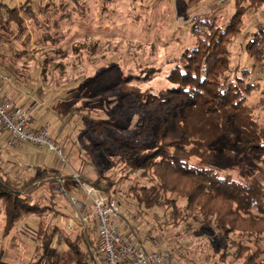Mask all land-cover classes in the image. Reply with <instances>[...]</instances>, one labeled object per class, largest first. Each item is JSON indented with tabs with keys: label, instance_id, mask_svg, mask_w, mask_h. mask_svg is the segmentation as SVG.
Segmentation results:
<instances>
[{
	"label": "rangeland",
	"instance_id": "rangeland-1",
	"mask_svg": "<svg viewBox=\"0 0 264 264\" xmlns=\"http://www.w3.org/2000/svg\"><path fill=\"white\" fill-rule=\"evenodd\" d=\"M25 1L15 0L14 3L18 6ZM34 1L43 11L36 16L37 20L27 16L24 9L19 11L26 25V32L19 40L6 36L0 29V51L5 58L2 63L6 65L0 73L37 100L43 102L41 97L44 96L45 105L63 110L64 144H76V148L71 150L73 164L68 160L69 149L64 148L66 161L57 157L55 165L71 175L83 176L91 186L102 176L101 187L109 186L113 190L112 196L120 207L121 215L116 219L122 232L137 240L146 238L148 249L157 243L161 249L171 251L170 264H242L234 257L221 261L223 237L213 226L202 222L203 218L197 223L191 219L179 223L171 216V210H148L139 205L131 188L150 185L141 172L126 179L121 166L99 174L112 158L115 144L126 140L127 144L148 146L156 131L148 124L153 115L144 113L139 103L123 91L158 93L171 88L168 73L184 50L195 45V23L206 18L218 27H225L236 11L235 0L223 4H219V0ZM245 8L241 31L229 46L230 62L232 70L237 67L249 70L248 81L260 86L249 97V105L257 107L254 117L263 125L264 66L251 58L245 47L258 26H264V3L246 2ZM38 50L48 52L50 57L45 77L41 74L42 57ZM145 75L146 79L142 78ZM53 116L60 117L56 113ZM107 119L112 125L100 130L99 121ZM105 143L111 146L101 145ZM225 144L215 146L223 172L238 180L252 176L258 163H246L241 156L225 157ZM168 196L176 199L181 209L185 208L183 199ZM58 197L63 205L66 203L65 211L69 213L65 214L75 217V213L69 211L73 209L70 198L64 194ZM87 204L90 210L88 201ZM3 218L0 215V264H30L39 257L36 237L40 219L24 221L9 237H3ZM66 218H54L61 233L51 249L40 250L41 254H47L42 264H75L73 252L64 240L68 237L74 240L84 226L80 221L70 222ZM88 221L91 227V215ZM260 236L259 243L238 234H234L232 240L241 241L253 250L258 247L264 250V234ZM14 237L16 240L12 239Z\"/></svg>",
	"mask_w": 264,
	"mask_h": 264
},
{
	"label": "trees",
	"instance_id": "trees-1",
	"mask_svg": "<svg viewBox=\"0 0 264 264\" xmlns=\"http://www.w3.org/2000/svg\"><path fill=\"white\" fill-rule=\"evenodd\" d=\"M14 1L0 5V29L6 36L19 40L26 32L25 20L21 19L19 11L24 9L27 16L37 20L36 16L39 17L43 9L34 0H26L18 6ZM246 2L262 4L264 0H235L236 11L225 27H218L206 18L195 23V45L184 50L168 73L171 88L158 93L123 91L139 103L144 113L153 115L148 124L156 131L148 146L127 144L126 140L115 144L112 158L99 174L121 166L126 179L141 172L150 185L131 188L139 205L148 210H171V216L179 223L190 219L197 223L203 218L202 222L213 226L223 237L222 262L234 257L242 264H264V250L260 247L253 250L241 241L232 240V236L238 234L259 243L260 235L264 234V123L254 117L257 107L249 105V97L260 86L248 81L249 70L240 67L232 70L229 50L232 38L241 31ZM245 51L264 66L263 25L258 26ZM38 54L42 57L41 74L45 77L50 57L46 51L38 50ZM15 55L21 54L15 52ZM261 99L264 104V98ZM60 115L64 116L62 109ZM105 125L112 123L108 119L100 120L98 127L103 130ZM144 128L147 129V125ZM225 142V157L241 156L246 163H258L252 176L238 180L223 172L215 146ZM78 178L87 182L83 176ZM35 182L34 179L19 183L0 176L1 214L5 218L3 237H9L17 225L29 217L41 218L36 237L39 257L30 264H42L47 254H41L40 250L51 249L61 230L44 219L48 214L58 215L55 198H35ZM75 183L74 174L64 177V193L71 191ZM91 184L113 197L109 186L101 187L102 176ZM168 194L183 199L185 208L181 209L178 201ZM92 222L93 225L84 228L74 240L69 237L64 240L73 252L75 264H97L92 253L97 250V229L95 221ZM139 239L143 243L147 240Z\"/></svg>",
	"mask_w": 264,
	"mask_h": 264
},
{
	"label": "crops",
	"instance_id": "crops-1",
	"mask_svg": "<svg viewBox=\"0 0 264 264\" xmlns=\"http://www.w3.org/2000/svg\"><path fill=\"white\" fill-rule=\"evenodd\" d=\"M3 55L4 54L0 51V70L6 68V65L2 63L5 62ZM4 78H7L8 80L3 82ZM0 85H3L4 88L3 97L11 99L19 107L25 110H30V113L35 120V128L40 129L48 126L49 134H51V137L56 143H58L56 146L62 150L64 148L69 149L67 152L68 160L73 164L71 158L74 157V153L71 150L76 148V144H64V117L60 115V110L56 107L55 109H52V106L45 105L46 102L44 96L41 97L43 99V102H41V99L37 100L32 94H28V92L26 93L19 84L10 81V78L2 75V73H0ZM53 113H56L60 117H54ZM9 137V133L0 128V176L3 178H10L19 183L35 179V198H45L50 200V198L54 197L58 215L53 216L52 214H48L50 218H47V215H45L44 219L47 222L49 221L51 224L59 227L54 218L66 216L67 221L73 222V219H75L76 221H80L84 227V220H87L86 224L89 226L88 224L90 221L88 220L90 219L91 212L84 194L79 190L78 184L75 183L71 191L67 194L64 193L66 192L62 185L64 184V177L71 175V173L62 170L55 165L57 159L56 153L49 151L46 147L33 144H19L14 148L9 149L6 146ZM78 192L82 193V195L79 196ZM61 194H64V196L67 195L68 198H70L69 200L73 209L69 211H73L75 217L71 218L67 215L69 212L65 211V202L64 205L62 201L59 202L60 198L58 196ZM80 197H84L85 200ZM80 199H82V201ZM0 215L3 216L1 214V202ZM35 217L37 216H31L25 221H29ZM38 218L40 219V224L41 218ZM3 220L5 225V218H3ZM56 239L54 244L56 243Z\"/></svg>",
	"mask_w": 264,
	"mask_h": 264
},
{
	"label": "built area",
	"instance_id": "built-area-1",
	"mask_svg": "<svg viewBox=\"0 0 264 264\" xmlns=\"http://www.w3.org/2000/svg\"><path fill=\"white\" fill-rule=\"evenodd\" d=\"M8 0H0V5ZM229 0H219V4ZM4 78L3 82L7 81ZM4 88L0 85V128L10 135L7 148L19 144H33L46 147L56 153L62 161H66L61 148L49 134L48 126L35 128V120L30 110L19 107L11 99L3 97ZM79 190L84 194L91 206V216L97 229V250H92L97 264H170L172 252L161 249L158 244L148 249L145 243L122 232L117 217L119 206L114 197L106 195L100 189L81 181L75 176ZM87 227V220H84Z\"/></svg>",
	"mask_w": 264,
	"mask_h": 264
}]
</instances>
